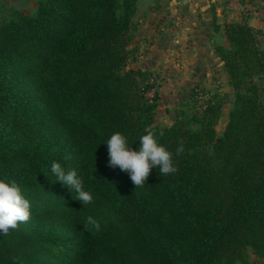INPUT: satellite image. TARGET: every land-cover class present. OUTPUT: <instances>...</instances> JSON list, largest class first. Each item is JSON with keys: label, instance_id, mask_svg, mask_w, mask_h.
Listing matches in <instances>:
<instances>
[{"label": "trees", "instance_id": "1", "mask_svg": "<svg viewBox=\"0 0 264 264\" xmlns=\"http://www.w3.org/2000/svg\"><path fill=\"white\" fill-rule=\"evenodd\" d=\"M136 2L38 0L34 15L0 24V178L17 181L32 205L27 221L0 233V264H263L258 32L227 23L228 48H215L234 92L220 134L222 96L203 90L199 111L160 129L157 96H147L155 78L127 69ZM147 131L177 170L153 168L136 188L108 165L104 143L121 132L135 148ZM52 161L82 175L92 202L55 181Z\"/></svg>", "mask_w": 264, "mask_h": 264}, {"label": "crops", "instance_id": "2", "mask_svg": "<svg viewBox=\"0 0 264 264\" xmlns=\"http://www.w3.org/2000/svg\"><path fill=\"white\" fill-rule=\"evenodd\" d=\"M254 1L259 12L243 20L227 0H137L128 67L156 80L147 95L157 96L154 126L171 125L198 90L228 95L230 81L215 48H228L225 24L245 22L264 50V0Z\"/></svg>", "mask_w": 264, "mask_h": 264}, {"label": "clouds", "instance_id": "3", "mask_svg": "<svg viewBox=\"0 0 264 264\" xmlns=\"http://www.w3.org/2000/svg\"><path fill=\"white\" fill-rule=\"evenodd\" d=\"M104 144L108 151V165L126 171L136 188L147 182L153 168H157L161 176L177 170L173 152L158 142L155 131H147L141 135L135 148L134 143L121 132L111 134ZM183 152L184 146L181 144L176 148L175 155L179 156ZM50 172L55 181L61 182L69 190L72 198L75 193V199L82 205L92 202L93 196L85 189L83 177L75 168H66L60 162L52 161ZM31 207V201L17 181L0 178V233H7L10 228H16L18 222L27 221ZM87 220L99 228V224L92 217L89 216Z\"/></svg>", "mask_w": 264, "mask_h": 264}, {"label": "rangeland", "instance_id": "4", "mask_svg": "<svg viewBox=\"0 0 264 264\" xmlns=\"http://www.w3.org/2000/svg\"><path fill=\"white\" fill-rule=\"evenodd\" d=\"M37 2L38 0H0V24L4 21H7L13 17L14 12L21 11L26 12L31 15H34L36 8H37ZM129 64V63H128ZM127 69H129L127 65ZM253 81L256 83V85L259 88V93L261 97L264 96V77L254 78ZM215 94L221 95L220 91H216ZM234 98V92L229 88L228 97L226 100H223V111L221 114V117L215 127L217 134H220L226 124L227 115L232 108ZM202 101L199 99H194L193 101L187 102L185 106V113L186 114H192L194 112L199 111L201 108ZM248 264H260V261L255 259L253 256L250 257Z\"/></svg>", "mask_w": 264, "mask_h": 264}, {"label": "built area", "instance_id": "5", "mask_svg": "<svg viewBox=\"0 0 264 264\" xmlns=\"http://www.w3.org/2000/svg\"><path fill=\"white\" fill-rule=\"evenodd\" d=\"M227 2L229 7L235 9L243 20L249 19L259 12V6L254 0H227ZM151 82L155 84L156 80L154 79ZM200 91L198 90L199 96L196 98L203 101L206 97Z\"/></svg>", "mask_w": 264, "mask_h": 264}, {"label": "water", "instance_id": "6", "mask_svg": "<svg viewBox=\"0 0 264 264\" xmlns=\"http://www.w3.org/2000/svg\"><path fill=\"white\" fill-rule=\"evenodd\" d=\"M227 97H228V95L225 93V94H223L222 99H223V100H226ZM217 141H218V140H217Z\"/></svg>", "mask_w": 264, "mask_h": 264}]
</instances>
